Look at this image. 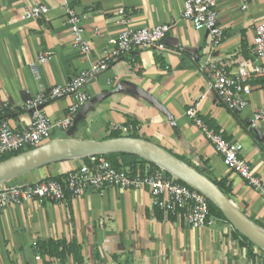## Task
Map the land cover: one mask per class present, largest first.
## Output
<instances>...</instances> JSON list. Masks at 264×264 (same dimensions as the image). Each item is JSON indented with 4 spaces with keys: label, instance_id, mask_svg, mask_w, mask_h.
Instances as JSON below:
<instances>
[{
    "label": "crops",
    "instance_id": "obj_1",
    "mask_svg": "<svg viewBox=\"0 0 264 264\" xmlns=\"http://www.w3.org/2000/svg\"><path fill=\"white\" fill-rule=\"evenodd\" d=\"M68 2L83 17L85 37L92 44L89 56L72 47L63 0H0V124L7 122L19 131L29 128L31 115L25 101L89 69L108 40L125 30L122 20H129L134 29L168 24L165 50L125 56L91 80L85 89L88 103L68 129L55 128L47 143L105 141L114 134V125L131 124L138 139L165 149L222 184L233 205L264 227V123L251 126L255 111L264 108V78L250 82L253 93L246 109L229 112L220 104L208 75L219 62L227 63L231 74L250 69L256 26L264 22V0H251L246 12L239 0L219 1L225 38L217 48L207 31H196L183 19L184 0ZM37 4L46 5L48 14L40 20H23L25 10ZM95 30L100 34L95 35ZM45 54L48 61L39 63ZM70 104L71 98L52 100L45 111L57 122L66 117ZM193 105H198L200 118L210 128L243 145V157L263 189L251 187L223 164L188 118ZM83 162L69 159L44 166L1 182L0 189L61 178ZM215 220L214 226L194 229L183 218L156 209L148 189L90 192L70 197L63 205L26 202L0 215V264H77L67 251L63 258L61 249L53 255L34 246L49 241L76 243L81 264L264 263L263 251L245 243L229 222Z\"/></svg>",
    "mask_w": 264,
    "mask_h": 264
},
{
    "label": "built area",
    "instance_id": "obj_2",
    "mask_svg": "<svg viewBox=\"0 0 264 264\" xmlns=\"http://www.w3.org/2000/svg\"><path fill=\"white\" fill-rule=\"evenodd\" d=\"M65 3L67 24L72 35V47L83 56L92 51L91 42L85 37L82 27L83 17ZM220 0H184L183 19L192 23L196 31H207L211 37L213 48L219 47L225 31L219 23L218 3ZM243 12L249 9L251 0H239ZM46 5L37 4L27 8L22 15L23 20H40L47 15ZM125 30L117 37L108 40V46L100 58L89 69L83 70L63 85L52 87L28 99L24 108L31 115L29 128L19 131L7 122L0 124V160L21 151H28L46 144L55 128L66 130L74 122L78 112L88 103L85 91L87 84L106 72L119 59L140 51L166 48V38L171 30L168 24L154 27L134 29L129 20H122ZM99 35V30L94 31ZM254 61L249 70L239 68L231 74L228 64H213L208 71L211 88L217 94L220 104L229 112L244 110L249 105L253 88L250 82L256 78H264V22L256 26V37L253 42ZM48 55L39 57L38 62L45 64ZM36 71V64H31ZM71 98L66 117L57 122L52 121L45 111L46 105L56 99ZM195 126L202 132L221 157L223 164L232 172L245 180L251 187L263 189L251 163L243 157V145L230 142L216 130L210 128L199 116L198 105H193L187 112ZM264 123V108L253 114L252 127ZM112 133L132 138L133 126L114 125ZM169 173L166 169L149 164L130 168L117 169L109 161L89 157V163L83 162L77 169L66 173L61 178H52L27 184L0 189V215L9 207L22 206L26 202L48 201L57 205L66 204L70 197L79 198L87 193H105L108 189L143 190L148 189L156 209L169 217L183 218L194 229L214 226L216 220L210 214L207 197L194 187ZM37 246V243L34 244ZM264 264V263H261Z\"/></svg>",
    "mask_w": 264,
    "mask_h": 264
},
{
    "label": "water",
    "instance_id": "obj_3",
    "mask_svg": "<svg viewBox=\"0 0 264 264\" xmlns=\"http://www.w3.org/2000/svg\"><path fill=\"white\" fill-rule=\"evenodd\" d=\"M115 153L136 155L166 169L179 180L194 187L222 212L236 231L264 252V230L237 209L214 182L165 149L142 139L121 137L105 141H52L1 161L0 183L65 160Z\"/></svg>",
    "mask_w": 264,
    "mask_h": 264
},
{
    "label": "trees",
    "instance_id": "obj_4",
    "mask_svg": "<svg viewBox=\"0 0 264 264\" xmlns=\"http://www.w3.org/2000/svg\"><path fill=\"white\" fill-rule=\"evenodd\" d=\"M121 134L119 133H114L111 137V139L113 138H121ZM132 138H137L136 136L132 135ZM31 150V149H30ZM25 151H21L18 152L16 154H12V155H7L5 157H3L1 161H5L13 156L19 155L21 153H23ZM98 159H103L106 161H109L115 168L117 169H123V168H130L131 170L136 169V167L138 165H143L145 163H149L148 161L133 155V154H126V153H115V154H107V155H100V156H96ZM84 162L89 163V158H84L83 159ZM155 166V165H153ZM180 183H183V181H179ZM221 191H223V193L226 195L229 190L224 188V186L222 184H216ZM209 204V209H210V214L212 217L217 218V219H223L225 221H227L225 219V217L223 216L222 212L215 206L213 205L210 201H208ZM262 228H264L263 226H261ZM233 230L235 231V233L245 242L247 243L250 247H255V245H253L247 238H245L244 236H242L238 231H236L234 228ZM39 250H44L45 252H48L49 254H53L56 255L58 250L61 249V256L64 258L63 255H65L66 251L69 254H72L75 257V262L77 264H81L82 259H81V251L79 246L76 243H73L69 246L65 245L64 243H60V242H47V243H39L37 244Z\"/></svg>",
    "mask_w": 264,
    "mask_h": 264
},
{
    "label": "rangeland",
    "instance_id": "obj_5",
    "mask_svg": "<svg viewBox=\"0 0 264 264\" xmlns=\"http://www.w3.org/2000/svg\"><path fill=\"white\" fill-rule=\"evenodd\" d=\"M261 228V227H260ZM263 229V228H262ZM264 230V229H263ZM260 250V249H259ZM260 251H262V250H260Z\"/></svg>",
    "mask_w": 264,
    "mask_h": 264
},
{
    "label": "bare ground",
    "instance_id": "obj_6",
    "mask_svg": "<svg viewBox=\"0 0 264 264\" xmlns=\"http://www.w3.org/2000/svg\"><path fill=\"white\" fill-rule=\"evenodd\" d=\"M263 232V234H264V231H262Z\"/></svg>",
    "mask_w": 264,
    "mask_h": 264
}]
</instances>
